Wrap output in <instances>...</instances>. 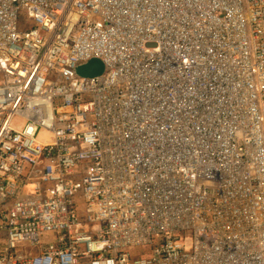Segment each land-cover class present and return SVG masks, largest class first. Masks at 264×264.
<instances>
[{
    "label": "built area",
    "instance_id": "built-area-1",
    "mask_svg": "<svg viewBox=\"0 0 264 264\" xmlns=\"http://www.w3.org/2000/svg\"><path fill=\"white\" fill-rule=\"evenodd\" d=\"M0 264H264V0H0Z\"/></svg>",
    "mask_w": 264,
    "mask_h": 264
},
{
    "label": "water",
    "instance_id": "water-1",
    "mask_svg": "<svg viewBox=\"0 0 264 264\" xmlns=\"http://www.w3.org/2000/svg\"><path fill=\"white\" fill-rule=\"evenodd\" d=\"M104 64L99 58H91L88 62L76 67V73L84 77H94L102 74Z\"/></svg>",
    "mask_w": 264,
    "mask_h": 264
}]
</instances>
